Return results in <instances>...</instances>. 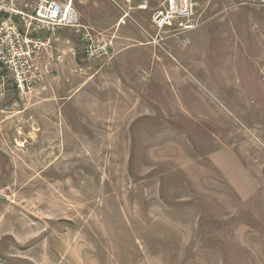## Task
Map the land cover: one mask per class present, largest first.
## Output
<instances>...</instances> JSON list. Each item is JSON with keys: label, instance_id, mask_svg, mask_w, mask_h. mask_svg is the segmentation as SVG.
Listing matches in <instances>:
<instances>
[{"label": "rangeland", "instance_id": "1", "mask_svg": "<svg viewBox=\"0 0 264 264\" xmlns=\"http://www.w3.org/2000/svg\"><path fill=\"white\" fill-rule=\"evenodd\" d=\"M96 5L108 57L65 34L0 100V264H264V4L202 0L186 43Z\"/></svg>", "mask_w": 264, "mask_h": 264}, {"label": "built area", "instance_id": "2", "mask_svg": "<svg viewBox=\"0 0 264 264\" xmlns=\"http://www.w3.org/2000/svg\"><path fill=\"white\" fill-rule=\"evenodd\" d=\"M124 12L118 25L124 24L128 11H147L156 4L150 24L158 35L182 39L200 25L202 0H107ZM264 4V0H252ZM134 4H136L134 6ZM133 5V6H132ZM77 38L87 59L108 57L112 39L80 24L73 0H0V100L8 85L18 96L29 95L43 81L46 67L37 60L60 41L61 30ZM74 54V49H72Z\"/></svg>", "mask_w": 264, "mask_h": 264}, {"label": "crops", "instance_id": "3", "mask_svg": "<svg viewBox=\"0 0 264 264\" xmlns=\"http://www.w3.org/2000/svg\"><path fill=\"white\" fill-rule=\"evenodd\" d=\"M84 1H86L87 2V12H88V16H89V18L90 19H88V22L90 23V24H93V25H102V23H100L98 20H97V16H96V13L94 14V13H92L91 12V9L93 10V11H95V10H97V5H96V0H84ZM73 5H74V8H75V10H76V12L78 13V15H79V20H80V22H81V17L82 18H84V16H85V12H84V10H85V7H77L76 8V6H75V0H73ZM201 11H203V9L201 10ZM200 11V14H199V20H200V17H201V14H202V12ZM116 20V19H115ZM80 24H82V23H80ZM111 24H114V21L111 23ZM111 24H109V25H111ZM149 24H150V22H149ZM82 25H84V24H82ZM84 26H86V25H84ZM106 26H108V25H106ZM106 26H104V25H102V27H104L103 29L104 30H109V28L108 27H106ZM86 27H89V26H86ZM150 27H151V29L153 30V31H155L154 30V28L151 26V24H150ZM120 28V27H119ZM195 30H197V29H195ZM194 30V31H195ZM118 33H119V31H118ZM126 33H129V34H131L132 36H134L133 35V33H131V31H128V30H126V31H124L123 33H121V35L122 36H124V34H126ZM190 33V32H189ZM65 34H70V36L74 39V41H75V45L78 43V40H77V38H75L74 36H72L71 35V33L68 31V30H65V31H63L62 33H61V38H60V41L58 42V44H56L55 45V48H57L59 45H62V44H69L70 45V43H71V45H72V40H70V39H66V38H64L63 36L65 35ZM120 34V33H119ZM135 37V36H134ZM136 38V37H135ZM137 39V38H136ZM139 41V40H138ZM137 41V42H138ZM228 180H229V182L231 183V185H233V187H235V182L230 178V177H228ZM237 191H238V189H237Z\"/></svg>", "mask_w": 264, "mask_h": 264}]
</instances>
